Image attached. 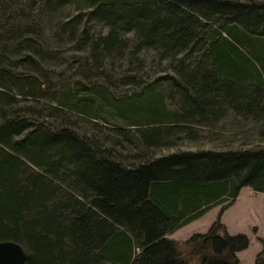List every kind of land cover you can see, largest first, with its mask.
<instances>
[{"label":"trees","instance_id":"trees-1","mask_svg":"<svg viewBox=\"0 0 264 264\" xmlns=\"http://www.w3.org/2000/svg\"><path fill=\"white\" fill-rule=\"evenodd\" d=\"M232 123L264 138V0H0V240L26 264H240L218 218L167 235L264 193V146L156 155Z\"/></svg>","mask_w":264,"mask_h":264},{"label":"rangeland","instance_id":"rangeland-1","mask_svg":"<svg viewBox=\"0 0 264 264\" xmlns=\"http://www.w3.org/2000/svg\"><path fill=\"white\" fill-rule=\"evenodd\" d=\"M69 10H73L72 5H70ZM144 54L146 55V59H144L142 64L150 71L159 65H163L165 62L163 60L159 61L157 54L152 50H148ZM155 75L156 74H152L151 78ZM119 91L123 90L120 88ZM115 123L119 124V122ZM238 127L239 125L236 127L234 124V127L231 126L228 128V125L221 124L215 127L214 131L219 132L221 130L223 132L222 139L220 138V140L209 141L202 144L200 142L201 140H191L185 136L182 137V134L179 133L181 138L179 141L175 142L176 145L174 147L158 150L156 155L166 154L175 150H194L197 148L223 149L219 145L221 140L225 146L232 149L264 146V138H260L254 133H246V135H243L240 132L243 129L241 127H239V129ZM242 127L249 128L250 124L246 123ZM197 133L200 136L204 134L201 130H197ZM170 138L172 139V137ZM220 208V205L214 206L213 209L206 212L197 221L179 229L174 235V238L180 242L185 240L192 233L206 231L211 222L218 218L224 225L228 234L242 233L247 237V247L240 250L239 253L237 252L238 255L236 257H238L240 264H251L254 256H256L260 250V243L257 241V238L264 239V193L254 192L249 187L243 186L239 189L238 195L229 206L222 210H220Z\"/></svg>","mask_w":264,"mask_h":264},{"label":"water","instance_id":"water-1","mask_svg":"<svg viewBox=\"0 0 264 264\" xmlns=\"http://www.w3.org/2000/svg\"><path fill=\"white\" fill-rule=\"evenodd\" d=\"M0 264H26L21 246L11 240H0Z\"/></svg>","mask_w":264,"mask_h":264},{"label":"crops","instance_id":"crops-1","mask_svg":"<svg viewBox=\"0 0 264 264\" xmlns=\"http://www.w3.org/2000/svg\"><path fill=\"white\" fill-rule=\"evenodd\" d=\"M214 208V207H213ZM213 208H210L209 210H207L206 212H208V211H210L211 209H213ZM205 212V213H206ZM205 213H203L201 216H199L198 218H196L195 220H193V221H190V222H188L187 224H185V225H183V226H181V227H179V228H177L176 230H174L173 232H171L170 234H168L167 235V237L168 238H170V239H175V240H177L176 238H174V235L177 233V231L179 230V229H181L182 227H184V226H186V225H188V224H190V223H192V222H194V221H197L199 218H201ZM204 232V231H203ZM227 232V231H226ZM260 251V250H259ZM238 253H239V251H238ZM238 253L236 252V256L238 255ZM238 258V257H237ZM254 258H255V256H254ZM239 260V259H238ZM253 261H254V259L252 260V263H253ZM251 263V264H252Z\"/></svg>","mask_w":264,"mask_h":264}]
</instances>
